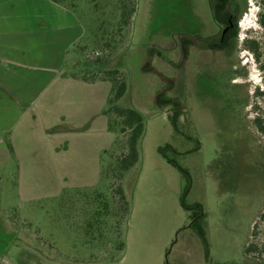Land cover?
<instances>
[{
    "label": "rangeland",
    "instance_id": "obj_1",
    "mask_svg": "<svg viewBox=\"0 0 264 264\" xmlns=\"http://www.w3.org/2000/svg\"><path fill=\"white\" fill-rule=\"evenodd\" d=\"M74 1L55 26L82 34L64 62L0 76V264H206L181 199L201 207L210 264H264V0ZM112 79L128 86L117 105L145 119L120 182L108 165L126 134L103 114Z\"/></svg>",
    "mask_w": 264,
    "mask_h": 264
},
{
    "label": "crops",
    "instance_id": "obj_2",
    "mask_svg": "<svg viewBox=\"0 0 264 264\" xmlns=\"http://www.w3.org/2000/svg\"><path fill=\"white\" fill-rule=\"evenodd\" d=\"M61 12L58 4L48 0H0V76L4 69L13 72L18 67L16 63L20 62L53 59L64 62L70 45L80 39L82 34L81 31L79 33L78 21L76 25H70L68 33H56V22L62 20ZM74 35L77 36L73 38ZM11 77H14L12 73ZM100 83L89 85L95 87ZM28 97L29 91L22 95L24 100L17 96L16 104H23ZM73 111L76 110L69 112Z\"/></svg>",
    "mask_w": 264,
    "mask_h": 264
},
{
    "label": "trees",
    "instance_id": "obj_3",
    "mask_svg": "<svg viewBox=\"0 0 264 264\" xmlns=\"http://www.w3.org/2000/svg\"><path fill=\"white\" fill-rule=\"evenodd\" d=\"M51 1L58 4V5L66 7L67 9H69L71 11H73L76 8L74 0H51ZM121 2L123 3L124 1H121ZM126 5H125V3H123L124 7L122 6L123 12L121 14L122 15V23L124 25H127V23L129 22V19L131 18L132 15H134V12H135L134 9L127 11ZM259 22H260L261 26L264 27V10L260 13V21ZM116 73H117V71H113V72H109L107 74L113 75ZM68 77H71V78L77 79V80H81V81H84L86 83L97 82V80H88L85 78H79L77 76H68ZM102 81H105V80H102ZM112 82L114 84L113 85V96L108 101L109 109H105L103 111V114L106 117H108L107 118L108 130L110 132L118 131L120 134H126V140H125V143H123V145H122L123 151H122L121 155H119L116 158L113 157L114 162L111 163L110 165H108L110 167L109 171H111V173H114L115 174L114 177H116V180L118 182H120L125 177L126 173L139 162L140 154H139L138 145H139V141L141 140V138L144 135L145 119H144L143 114L140 111H138L137 109L131 108V107L124 108V107H120L119 105H117V102L122 97H124V95L126 94L128 86H127V82L125 80L119 81L116 79L115 80L112 79ZM110 113L114 116V118L109 117ZM255 123L258 126L259 131L262 134H264V126H262L261 119L256 118ZM172 124L174 126V129L177 131L175 124L173 122H172ZM7 146H8V149L10 150V152L12 153V155L14 156L13 145L10 141L7 142ZM159 152H161V149H159ZM104 153H108V151H104ZM109 171L105 167L104 163H102V166H101V183H103V181L107 178V174ZM118 192L121 196L122 203L124 204V206H126V203L128 201L125 198L123 188L119 187ZM101 198H102V195L100 194V195H98L97 200H101ZM108 202H107L106 197H105V199L101 201V204H102L101 206L103 207V212L100 209L96 212V216H98L100 218V220L102 218L101 216H103V214H104V211H106L108 216H109L111 209L109 208L110 203H108ZM180 204L185 211H191L190 218L193 221L191 227H193L197 231L198 235L202 239L203 247H204L205 261H206V264H210L211 262H210L209 243H208V239L206 236V232L202 226L203 225V215H202L201 207H198L195 210H191V208L185 204L184 199H181ZM123 210L125 211V207H123ZM99 221H97V222H99ZM99 226H101L100 222L98 224V227ZM124 248H125V243L124 242L120 243L118 249L123 250ZM253 250H254V246L251 245L245 250V253L246 254L250 253Z\"/></svg>",
    "mask_w": 264,
    "mask_h": 264
},
{
    "label": "flooded vegetation",
    "instance_id": "obj_4",
    "mask_svg": "<svg viewBox=\"0 0 264 264\" xmlns=\"http://www.w3.org/2000/svg\"><path fill=\"white\" fill-rule=\"evenodd\" d=\"M219 1H221V3L224 1V0H219ZM220 5V4H219ZM228 29L229 28H234L235 27V24L232 22V21H230L229 23H228ZM228 29H226V30H228ZM226 32V31H225Z\"/></svg>",
    "mask_w": 264,
    "mask_h": 264
}]
</instances>
